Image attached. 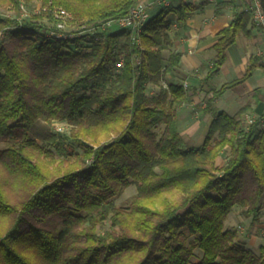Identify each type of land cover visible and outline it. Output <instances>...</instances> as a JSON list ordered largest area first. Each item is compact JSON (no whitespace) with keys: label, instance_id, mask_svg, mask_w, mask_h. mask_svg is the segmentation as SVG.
<instances>
[{"label":"trees","instance_id":"16d2710c","mask_svg":"<svg viewBox=\"0 0 264 264\" xmlns=\"http://www.w3.org/2000/svg\"><path fill=\"white\" fill-rule=\"evenodd\" d=\"M138 1L0 0L16 11L40 4L28 18L0 16V264H264V245L244 247L224 228L234 207L252 224L261 220L264 127L245 123L246 105L234 116L215 113L203 143L186 147L178 108L187 88L162 83L180 63L170 51L173 25L184 29L204 6H161L134 34L100 29ZM53 9L69 13L73 36L48 35ZM252 31L264 34V23L247 9L235 13L219 33L206 78L237 36ZM257 67L264 69V56H252L243 77L223 84L207 105ZM147 85L159 91L147 96ZM38 121L74 127L69 137L79 152L51 134L45 142L52 148L39 145L31 137ZM54 153L61 161L50 168L44 159ZM130 185L134 201L115 206L112 199ZM106 221L110 232L99 234Z\"/></svg>","mask_w":264,"mask_h":264},{"label":"crops","instance_id":"0c3cea01","mask_svg":"<svg viewBox=\"0 0 264 264\" xmlns=\"http://www.w3.org/2000/svg\"><path fill=\"white\" fill-rule=\"evenodd\" d=\"M181 2L204 6L203 10L193 13L186 20L184 29L177 24L173 25L170 33V51L180 54V63L176 71L163 77L165 85L187 84V101L178 108V128L182 137L188 136V148L203 143L215 113L224 112L234 116L241 108L249 105L248 111L243 115L244 121L250 118L264 126L262 67H257L249 79L214 99L210 106L207 105L214 91L220 89L223 84L243 77L252 56H264V34L256 31L248 35L241 33L236 42L227 49L224 64L210 79L206 78L216 57L214 45L219 33L229 25L235 13L246 10V0H166L165 4L177 6ZM156 10L159 9L151 10V16ZM263 214L264 205L261 220L254 225V229L263 227ZM255 236L257 235L251 237L253 244ZM261 245L264 244L259 243V246Z\"/></svg>","mask_w":264,"mask_h":264},{"label":"rangeland","instance_id":"374dc122","mask_svg":"<svg viewBox=\"0 0 264 264\" xmlns=\"http://www.w3.org/2000/svg\"><path fill=\"white\" fill-rule=\"evenodd\" d=\"M22 5H23L22 7L19 6V11H16L10 5L0 6V16L2 18H18L19 17L21 19H24V18H28V15L36 13L39 10V6H40L38 2H34L31 5H25V4H22ZM76 30H78L77 27L67 25L64 31L65 32H75ZM163 56H164V59H166L167 51L163 52ZM99 88L100 86L96 89L98 90ZM158 91H159L158 88H155L149 85H147L145 88V94L147 96H152ZM58 125H61L63 131L61 132L56 131V127ZM163 128H164L163 126H158L154 129V132L157 134L158 138L162 135ZM74 131H75L74 127L67 126L64 122L52 121L51 123H47L44 121H38L35 123V127L33 128V130H31V137L35 139L39 145H44L46 148H52L50 146H47V142H45V137L51 134L55 136L56 142L61 141V142H64V145H71L76 149L77 152H79V149L75 146V144L72 142V140L69 137L70 134ZM182 131L184 130L182 129ZM183 139H184V142L186 143V147H188V136H184ZM4 146H5L4 144L0 145V147H4ZM228 154H229V148L224 150L222 154L219 156V158L217 159L218 166H221L226 162ZM60 161H61V158L57 155V153H54L53 159H49V158L44 159V163L50 168H53L56 165H58ZM135 197H136V188L134 185H130L128 188L123 190L119 196L114 197L112 199V202L117 207L118 206L127 207L134 201ZM173 197L176 199L179 198L178 195L173 196ZM9 198L13 199L12 196H9ZM240 213H241L240 208L234 207V209L232 210V212L229 214V216L224 222V228L237 232V238L235 239L236 242H238L244 247L256 250L259 247V243L264 244V222H263V227H259V229L256 230V228L254 229L255 224H252L250 219L243 218ZM263 220H264V214H263ZM110 230H111V226H110L109 221H106L102 225L97 226V232L99 234L108 233L110 232ZM253 235H257L255 236L256 238L254 239L255 240L254 244L253 242L251 243V240L253 239L251 237ZM249 240H250V243H249ZM200 253L198 251H195L194 263L198 262L200 258Z\"/></svg>","mask_w":264,"mask_h":264},{"label":"built area","instance_id":"2783aa9c","mask_svg":"<svg viewBox=\"0 0 264 264\" xmlns=\"http://www.w3.org/2000/svg\"><path fill=\"white\" fill-rule=\"evenodd\" d=\"M166 0H139L137 3L133 5L130 9L129 13L117 20H109L103 23L100 29L118 27L119 29H128L133 34L138 32L140 28L151 18V10L153 8H160L161 6L167 5L165 4ZM247 2V11L252 14L253 21L256 24L262 25L264 23V16L261 10V5L259 0H246ZM23 6L22 3L20 5ZM54 18L56 19L55 29L48 31L49 36L55 37H66L73 36L72 32H65V27L69 25V21L71 19L68 12L63 9H53ZM21 20V18H17ZM93 28L90 29V32H93ZM3 34L0 33V39ZM123 66V60L119 59V61L115 64V68L117 70L121 69ZM165 87V84H164ZM184 89L187 88V84H183ZM246 124L253 123V120L248 118L245 120ZM57 132L63 131L61 125L56 127Z\"/></svg>","mask_w":264,"mask_h":264}]
</instances>
